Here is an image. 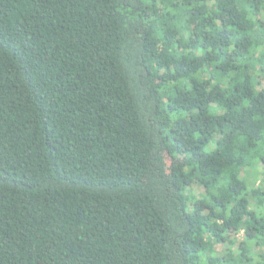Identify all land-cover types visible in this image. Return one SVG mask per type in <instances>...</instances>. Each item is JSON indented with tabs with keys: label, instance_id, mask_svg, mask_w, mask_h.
Instances as JSON below:
<instances>
[{
	"label": "trees",
	"instance_id": "obj_1",
	"mask_svg": "<svg viewBox=\"0 0 264 264\" xmlns=\"http://www.w3.org/2000/svg\"><path fill=\"white\" fill-rule=\"evenodd\" d=\"M261 78L264 0H0V264H263Z\"/></svg>",
	"mask_w": 264,
	"mask_h": 264
},
{
	"label": "rangeland",
	"instance_id": "obj_2",
	"mask_svg": "<svg viewBox=\"0 0 264 264\" xmlns=\"http://www.w3.org/2000/svg\"><path fill=\"white\" fill-rule=\"evenodd\" d=\"M262 79V84H264V78H261ZM163 158L165 159V162L167 165H170V157L167 155V153H163ZM186 194L192 198V197H195L197 199H201L204 195V190L196 183L192 184L191 186H189L187 189H186ZM200 209L197 208V211H199ZM229 236V239L231 240H234L235 241V244L232 246V247H227V246H222V245H218L216 247L219 255H223L225 254V252L227 251L226 248L229 250V248H231L234 253H237L239 252L237 250L238 247H242V248H245L247 247L249 250H251L253 252L254 255H258V254H262L264 255V249H261V248H257V247H254L252 244L249 245V243H246V238L248 236H250V232L249 231H246V230H243V229H240L239 231L237 232H234V233H231L228 235ZM226 247V248H225ZM256 259H259L258 257L255 258ZM256 264V263H254ZM264 264V262H263Z\"/></svg>",
	"mask_w": 264,
	"mask_h": 264
}]
</instances>
